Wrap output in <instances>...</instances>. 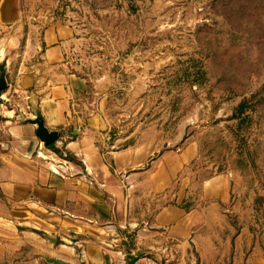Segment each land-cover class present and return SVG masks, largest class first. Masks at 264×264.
Returning a JSON list of instances; mask_svg holds the SVG:
<instances>
[{
    "label": "crops",
    "instance_id": "0c3cea01",
    "mask_svg": "<svg viewBox=\"0 0 264 264\" xmlns=\"http://www.w3.org/2000/svg\"><path fill=\"white\" fill-rule=\"evenodd\" d=\"M58 2L0 0V264H218L210 229L225 219L213 201L228 199L230 179L205 180L208 205L187 209L194 143L170 150L156 134L100 149L108 121L80 103L87 81L68 68L74 28ZM40 126L56 132L53 146ZM170 190L174 201L155 208ZM241 240L233 264H263Z\"/></svg>",
    "mask_w": 264,
    "mask_h": 264
},
{
    "label": "rangeland",
    "instance_id": "374dc122",
    "mask_svg": "<svg viewBox=\"0 0 264 264\" xmlns=\"http://www.w3.org/2000/svg\"><path fill=\"white\" fill-rule=\"evenodd\" d=\"M58 13L74 28L68 68L87 81L80 103L108 121L100 149L156 134L170 150L194 143L184 206L208 205L205 180L230 179L213 201L218 264L234 263L239 236L264 257V0H59Z\"/></svg>",
    "mask_w": 264,
    "mask_h": 264
},
{
    "label": "water",
    "instance_id": "95a60500",
    "mask_svg": "<svg viewBox=\"0 0 264 264\" xmlns=\"http://www.w3.org/2000/svg\"><path fill=\"white\" fill-rule=\"evenodd\" d=\"M6 87V81L4 78L0 80V90H3ZM38 135L46 143L51 144L56 141V132H49L46 128L40 126L38 129ZM57 264H69L62 261H55Z\"/></svg>",
    "mask_w": 264,
    "mask_h": 264
},
{
    "label": "built area",
    "instance_id": "2783aa9c",
    "mask_svg": "<svg viewBox=\"0 0 264 264\" xmlns=\"http://www.w3.org/2000/svg\"><path fill=\"white\" fill-rule=\"evenodd\" d=\"M5 101H9V100H6V99H5ZM23 109H24V108H21L20 111H21L23 114L26 115V112H27L28 110L31 109V105H30V104H27L25 110H23ZM0 132H1V129H0ZM1 142H2V139H1V133H0V143H1Z\"/></svg>",
    "mask_w": 264,
    "mask_h": 264
},
{
    "label": "trees",
    "instance_id": "16d2710c",
    "mask_svg": "<svg viewBox=\"0 0 264 264\" xmlns=\"http://www.w3.org/2000/svg\"><path fill=\"white\" fill-rule=\"evenodd\" d=\"M246 103L247 102H242L240 105H239V109L241 110V111H244V109H245V107H246ZM54 145V143L53 144H50V146H53ZM134 260L135 259H133L131 262H129V264H132L133 262H134Z\"/></svg>",
    "mask_w": 264,
    "mask_h": 264
}]
</instances>
